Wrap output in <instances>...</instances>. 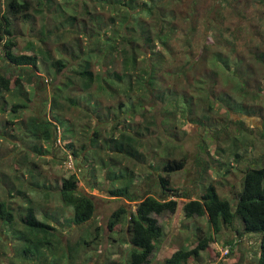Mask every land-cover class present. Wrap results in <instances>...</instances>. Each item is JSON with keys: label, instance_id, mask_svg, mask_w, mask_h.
<instances>
[{"label": "trees", "instance_id": "16d2710c", "mask_svg": "<svg viewBox=\"0 0 264 264\" xmlns=\"http://www.w3.org/2000/svg\"><path fill=\"white\" fill-rule=\"evenodd\" d=\"M188 1L83 0V10L79 14H69L63 6L58 9L51 6L49 11H55V15L53 23L48 24L43 17L42 0H0V113L7 112L6 104L10 101V95H13L18 102H13L12 110L16 112L20 107L29 108L30 116L25 121L27 129L46 145V148L37 143L30 145V141H26L27 133L21 131L19 135H14V131H7L11 125L20 126L15 120L8 119L6 124L0 123L2 142L15 147L13 139H17L28 147L24 148L26 151L17 162L19 165L16 170L28 167L32 175L38 173L29 157L33 155L40 158L51 152L49 145H53L57 139L58 124L66 123L62 114L63 102L69 103L70 110L71 106L78 108L85 105V114L94 115L92 119L98 121L99 126L110 120L112 122V119L119 127L125 124L126 128L121 127L118 134L105 138L100 130H94L93 136H90L92 153L105 145L113 153L118 149L117 153L121 151L123 156L142 162L143 152L140 148L144 147L145 142L144 126L135 120L139 115L145 119H148V115L154 118L158 112L155 103H164L162 113L167 116L164 119V123H167L178 116L198 120L199 112L208 115L222 101V96L229 94L221 90L224 87H230L239 98L258 97L252 92L261 93L263 89L264 77L261 76L259 82L256 75V72L264 74V52L261 47L253 48L248 59L238 52L234 42L236 38L225 37L222 28L213 23L211 29L219 31V36L205 37L202 45L204 51L196 56L195 26L191 27L192 38L183 35L179 26L196 21L202 0H190L188 10L184 11L181 7ZM258 1L264 3V0ZM233 12L243 15L238 8ZM255 19L254 16L252 21ZM258 19L264 21L263 9ZM53 35H57V39L48 43ZM175 41L178 42L177 48L174 46ZM21 43L24 46L18 51ZM201 59L205 62L202 65H190ZM41 67L45 69L46 75L38 74L41 73ZM190 72H195L194 77L190 78ZM221 72H225V78ZM172 77L184 79L188 89L179 91L177 84H167ZM196 83L199 95L188 93L192 84ZM30 90H33L34 98H40L42 94L52 98L41 99L42 105L36 103L31 108L28 104L32 102ZM225 104L228 109L231 105L229 99ZM47 106L57 112L58 124L45 118ZM239 107L243 109L241 104ZM198 121L202 125L206 124ZM19 143L13 151L19 150ZM75 145L70 143L68 148L78 167L81 150H86L87 144L79 142L81 150L76 149ZM221 150L223 148L217 149ZM235 154V157H241ZM6 166L0 163L1 189H6L9 197L2 198L1 195L0 223L9 230L6 232H12L7 241L16 242V258L22 264H63L64 260L68 261L67 264H73L75 258L72 253L67 256L55 250L56 239L59 238L58 227L52 225L55 213H67L56 212L46 206L42 219L33 198L25 192L32 190L49 198L51 193L47 190L53 189L38 181L34 186L29 183L25 185L20 177L16 178V188L15 181L13 185L7 182L9 174ZM184 167V159L167 160L163 166L165 175L158 176L162 190L159 198L149 191L143 194L133 192L131 179L122 188L110 192L115 198L139 202L135 212L125 207L117 209L111 214L108 223L109 230L114 234L124 230L125 241L130 245L127 249V264H149L164 233L156 216L164 212L175 213L179 209L187 218L207 216L216 235L221 233L223 227L232 226L236 220H240L244 230L242 235L260 236L256 264H264V165L246 171L235 205L222 198L214 185L207 188L200 198H193L172 187V174L182 171ZM124 171L122 176L117 175L118 179L128 176V168ZM78 190L79 177L74 173L57 186L56 194L72 213L70 222L85 228L94 218L95 205L91 199L79 194ZM14 192L23 198V204L18 207L13 202L9 203ZM182 200L188 201L182 203ZM238 234L242 237L240 231ZM100 238V228L96 227L91 243L97 244ZM3 240V234H0V241ZM209 241L208 238L200 237L195 248L178 249L165 259L164 264H191L192 261H198L201 253L207 250ZM85 242L88 244V239ZM90 257L86 258L85 263L91 261Z\"/></svg>", "mask_w": 264, "mask_h": 264}, {"label": "rangeland", "instance_id": "374dc122", "mask_svg": "<svg viewBox=\"0 0 264 264\" xmlns=\"http://www.w3.org/2000/svg\"><path fill=\"white\" fill-rule=\"evenodd\" d=\"M189 2L190 0L182 5L181 8L184 11L188 10ZM49 4L53 9L63 6L69 14H79L83 10V0H51ZM51 6L48 5V0H42L43 17L46 18L48 24L53 23V15H55V11H49ZM235 8L242 10L243 15L234 14ZM261 9L264 10V3L262 4L258 0H202L197 11L196 21L185 26L180 25L179 29L183 35L192 38L191 27L195 26L197 32L194 37V52L197 56L204 51L202 45L205 37L219 36V31L211 29L212 24L215 23L216 27L222 28L225 37L236 38L234 42L237 44L238 52L249 59L250 52L255 47H261L264 52V21L258 19ZM254 16L257 19L252 21ZM222 20L223 23H220ZM56 39L57 35H53L48 39V43ZM23 46L24 44L21 43L18 51ZM174 46L178 47L177 41L174 42ZM203 63L205 62L201 59L190 65H202ZM40 72L38 74L46 75L43 67ZM6 74H8L7 71ZM221 74L223 78L226 77L225 72H221ZM194 75L195 72L189 74L190 78ZM256 75L259 82L261 76L264 77V74L260 72H256ZM166 83L177 84L179 91L184 88L188 89L185 80L177 79V77L169 78ZM197 86V83L192 84L187 92L199 95ZM262 87L261 93L252 92V94H258V97L250 96L247 99L239 98L235 91L230 90V87L221 88L229 94L222 96V101L219 105L216 104L211 113L204 116L202 112H199L197 116L198 120L206 123L204 125L198 120H191L185 116L174 117L175 120L164 123V119L167 117L162 113L164 103L162 101L158 105L155 103V110L157 109L158 112L154 118L148 115V119H145L139 115L135 120L142 122L144 126L143 139L145 142L144 147L140 148V151L143 152L141 153L142 162L136 161V158L123 156L121 151L117 153L118 149L113 153L110 149H106L105 145H101V149L91 152L90 136H93L94 130H100L105 138L112 134H118L121 127L126 128L125 124L119 127L113 121V113L110 117L112 122L110 120L99 126V122L92 119L95 118L94 115L88 112L85 114V105L78 108L71 106L70 110L68 109L69 103L63 102L64 111L62 114L66 123L58 124L60 121L57 119V112L47 106L45 118L58 124L57 139L53 145H49L50 153H46L40 158L33 157V155L29 157L30 161L33 160L32 165L38 173L32 175L28 167H24L21 171L16 170V166L19 165L17 162L26 151L24 148H28L26 144H21L17 139H13L15 143V147H13V144L2 142L3 139L0 138V163L7 164L5 168L9 174L7 182L13 185L15 181L16 188H18L16 178L20 177L25 185L29 183L34 186L38 181L39 184H46L53 189L47 190L51 193L49 198L47 195L32 190H25V192L33 198L38 215L42 219L46 206L53 208L56 212L67 213V215L55 213L56 219H52V225L58 227L57 235L59 236L56 239L55 250L67 256H71L72 253L75 258L72 261L73 264H119L123 256L121 264H127L129 253L127 249L130 245L125 241L124 230L114 234L109 230L108 223L111 214L117 209L125 207L130 212H135L139 202L115 198L111 196L110 192L116 188H122L126 181L131 179L133 192L143 194L149 191L159 198L162 195V190L158 176L165 175L163 166L169 158L184 159L185 168L172 174V187L182 190L193 198H200L205 194L207 188L214 185L222 198L235 205L238 194L242 190L246 171L258 169L264 165V80ZM30 93L32 102L28 104L31 108H34L36 103L38 106L42 105L41 99L52 98L50 95L43 94L40 98H34L33 90H30ZM19 96L22 97V95ZM9 98L10 101L6 104L7 112L0 113V123L6 124L8 119L17 121L20 126L11 125L7 131L11 133L14 131V135H19L21 131L25 132L27 133L26 141H30V145L37 143L46 148L43 140H38V137L27 129L25 121L30 116L29 108L20 107L14 112L12 104L18 100L13 95H10ZM228 99L231 105L227 109L225 102ZM240 104L243 109L239 107ZM153 114L151 115L153 116ZM110 122L113 124L111 125ZM133 126L134 124H132ZM16 128L18 130L15 133ZM103 138L100 142L103 141ZM79 142L87 144V149L81 150ZM17 143L20 145V151H13L14 148H18L16 147ZM70 143L76 144V149L81 150L78 167L68 148ZM218 148H223V150L217 151ZM235 153L241 157H235ZM87 158L88 162H86ZM125 168H128V176L118 179L117 175L120 176L122 172H126ZM74 173L79 177L78 193L91 199L95 205L94 218L88 222L85 228H79L70 222L72 213L61 201V197L56 194L57 186ZM1 183L2 181H0ZM1 186L0 198L1 195L2 198H9L8 191L2 190ZM186 201L188 200H182V203ZM11 202L15 207H18L23 204V198L14 192V197L9 199V203ZM156 218L164 233L157 243L149 264H164L165 259L178 249L195 248L200 237L210 239L209 246L206 251L201 253L200 259L196 262L192 261L191 264H256L258 262L260 236L242 235L244 230L240 220H236L232 226L223 227L221 233L216 235L207 216L187 218L185 213L179 209L175 213L164 212ZM96 227L100 228L101 238L97 240V244H93L91 241ZM6 231L9 230L0 223V234H3L4 237L3 242L0 241V264H22L16 258L18 252L16 242L7 241V237L10 238L12 232ZM238 231L241 232L242 237L239 236ZM87 239L88 244L85 242ZM229 246L231 247L229 254L223 256L221 251ZM89 256H91V261L85 263ZM63 262V264H67L68 261L64 260Z\"/></svg>", "mask_w": 264, "mask_h": 264}, {"label": "built area", "instance_id": "2783aa9c", "mask_svg": "<svg viewBox=\"0 0 264 264\" xmlns=\"http://www.w3.org/2000/svg\"><path fill=\"white\" fill-rule=\"evenodd\" d=\"M229 251H230L229 247L224 249V250H222V255L225 256L226 254L229 253Z\"/></svg>", "mask_w": 264, "mask_h": 264}, {"label": "clouds", "instance_id": "9594fccd", "mask_svg": "<svg viewBox=\"0 0 264 264\" xmlns=\"http://www.w3.org/2000/svg\"><path fill=\"white\" fill-rule=\"evenodd\" d=\"M184 168H185V167H184ZM136 210H137V209H136ZM136 210H135V211H136ZM227 248H228V247H227ZM229 249L231 250V247H230V246H229ZM223 250H224V249H223ZM229 252H230V251H229ZM221 253H222V251H221ZM228 254H229V253H228ZM228 254H226V255H228ZM226 255H225V256H226Z\"/></svg>", "mask_w": 264, "mask_h": 264}, {"label": "water", "instance_id": "95a60500", "mask_svg": "<svg viewBox=\"0 0 264 264\" xmlns=\"http://www.w3.org/2000/svg\"><path fill=\"white\" fill-rule=\"evenodd\" d=\"M128 229V228H127Z\"/></svg>", "mask_w": 264, "mask_h": 264}]
</instances>
